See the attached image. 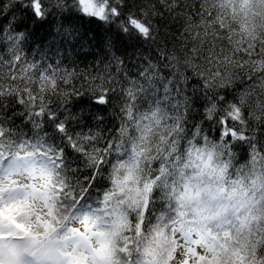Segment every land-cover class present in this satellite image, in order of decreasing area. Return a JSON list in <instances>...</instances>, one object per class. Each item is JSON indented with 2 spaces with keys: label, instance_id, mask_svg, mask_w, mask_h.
<instances>
[{
  "label": "snow or ice",
  "instance_id": "6c2138e0",
  "mask_svg": "<svg viewBox=\"0 0 264 264\" xmlns=\"http://www.w3.org/2000/svg\"><path fill=\"white\" fill-rule=\"evenodd\" d=\"M83 20L124 47L87 114L60 88ZM0 264H264V0H0Z\"/></svg>",
  "mask_w": 264,
  "mask_h": 264
},
{
  "label": "trees",
  "instance_id": "16d2710c",
  "mask_svg": "<svg viewBox=\"0 0 264 264\" xmlns=\"http://www.w3.org/2000/svg\"><path fill=\"white\" fill-rule=\"evenodd\" d=\"M78 27H80L81 33L85 34L84 39L75 44V47L68 48L65 46L61 51L66 57L63 60V63L60 64V71L63 73L71 74L69 79V84H60L61 90L71 92L73 90L79 91L81 93H86L80 97L72 96L68 100V107L73 112L83 111L85 114L91 110L95 112L99 106L94 105L89 96L91 95L89 89L94 86L92 77L97 76L104 70V66L108 63V59L111 57L112 52H115L117 55H120L124 52V47L120 41H116L115 47L109 49L106 46L107 39L109 34H107L104 28L98 25L96 22L89 23L87 20L76 21ZM31 22H29V29L31 30ZM49 25H45L42 28L35 30L32 39L29 42V45L26 46V52L28 59L32 60L33 58L39 60L41 55L44 52H48V59L42 61L43 63H58L57 59L52 56V52L49 51L45 46L48 45L54 32L49 35ZM173 32L176 29H172ZM163 32V29H162ZM40 46L39 49L37 46ZM172 47V41L169 39V48ZM55 49H52L54 51ZM131 52V49L128 50ZM107 57V58H106ZM165 72L170 71V69H162ZM53 109H56L58 113L64 112V106L62 105V98L56 96H50L46 101ZM197 107L203 110V103L197 102ZM17 110H20L17 108ZM197 120L200 119L199 114H194ZM104 123L100 126L104 129V134L107 135V129L114 128L118 121H116L111 115L110 110L105 109L103 112ZM17 124L20 123V120L16 121ZM88 124L90 127L95 128L92 120L88 119ZM206 130L208 125H205ZM215 135V133H212ZM236 151L239 153V161L241 163L247 157V150L241 147H238Z\"/></svg>",
  "mask_w": 264,
  "mask_h": 264
}]
</instances>
